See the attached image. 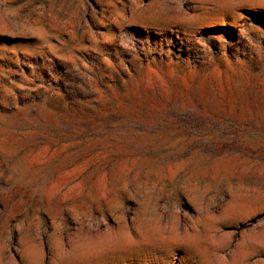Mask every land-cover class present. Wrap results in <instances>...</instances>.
<instances>
[{"label":"rangeland","instance_id":"rangeland-1","mask_svg":"<svg viewBox=\"0 0 264 264\" xmlns=\"http://www.w3.org/2000/svg\"><path fill=\"white\" fill-rule=\"evenodd\" d=\"M0 264H264V0H0Z\"/></svg>","mask_w":264,"mask_h":264}]
</instances>
